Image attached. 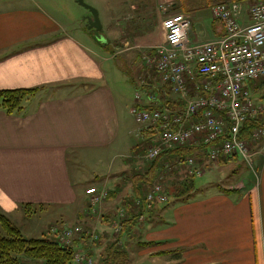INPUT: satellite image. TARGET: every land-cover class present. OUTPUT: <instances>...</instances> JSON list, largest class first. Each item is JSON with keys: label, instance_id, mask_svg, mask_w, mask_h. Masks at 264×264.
<instances>
[{"label": "crops", "instance_id": "crops-1", "mask_svg": "<svg viewBox=\"0 0 264 264\" xmlns=\"http://www.w3.org/2000/svg\"><path fill=\"white\" fill-rule=\"evenodd\" d=\"M92 1L96 4L103 0ZM105 1L108 7L102 30L106 29L108 35H141L140 22H147L151 16L157 22L146 30L145 35H157V38L150 36L148 44L130 47L131 42L126 39L120 50L116 39L113 45L110 40L105 46L101 45L106 49L111 46L114 57L136 51V58L141 62L143 51L165 43L162 23L170 16L190 19L192 43L224 36V29L212 12L217 1L210 6L209 18L202 15L204 4L196 0ZM251 1L254 0H238L241 20L245 22H249L247 12ZM14 5L9 1L0 6V90L39 91L14 115L0 109V212L13 223L19 218L31 224L32 218L27 216H32L34 209L60 208L61 222L72 228L82 224L84 229L100 236L97 243L81 240L75 243L76 250L87 249L94 264H105L108 245L113 243L126 250L130 259L131 253L138 254L142 249L151 257L169 258L173 264H264V142L254 146L251 152L255 159L251 165L254 170L243 174L239 180L230 174L226 185H219L225 174L223 168L243 158L232 156L211 161L210 145L199 141L192 144L197 147L196 156L187 158L180 167L171 162L164 164L150 188L141 180L135 182L133 177L145 174L151 160L147 159L146 151L143 157L135 156L141 149H137L140 144L136 142L129 147L131 136H140L142 145H147L146 150L152 136L146 131L140 132L139 128H128L126 114L132 115L133 107H122L118 103L103 71V56L90 46L91 37L81 25L82 18L68 22L46 13L42 4L21 9H14ZM8 6L13 8H4ZM112 9H119L121 18H115ZM123 21H132L131 33L124 34L120 26ZM86 27L90 30L87 24ZM144 79L142 87L146 94L148 88L155 87L147 75ZM148 101L141 102L140 106L153 109L155 105ZM159 102L164 105L160 99ZM182 109L183 105L165 110ZM127 151L130 161L108 165L107 175L98 174L99 152L120 156ZM79 153L96 163V173L85 193L75 185L69 168L70 154ZM207 158L216 162L213 167ZM189 160H193V164H189ZM141 162L143 164L139 165ZM102 164L104 166L105 162ZM178 171L183 177L211 173V178L205 186L196 187L190 200L171 202L167 193L172 184L179 182L174 180ZM130 183L132 186L126 191L123 184L129 187ZM162 183L167 186L169 199L164 206H173L171 211L154 210L150 208L153 204L147 202L154 187ZM91 187L110 193L98 214L88 213L87 190ZM136 188L149 206H144L135 196ZM129 213L130 219L135 214L140 215L133 222V229L129 228L128 235L122 238ZM122 216L124 221H121ZM116 222H121L118 235L114 230ZM142 224L145 226L141 228ZM146 242L163 244L150 248L140 245ZM162 251L169 253L155 254Z\"/></svg>", "mask_w": 264, "mask_h": 264}, {"label": "built area", "instance_id": "built-area-1", "mask_svg": "<svg viewBox=\"0 0 264 264\" xmlns=\"http://www.w3.org/2000/svg\"><path fill=\"white\" fill-rule=\"evenodd\" d=\"M241 11L239 4L214 6V18L221 23L224 36L203 43L190 41L188 17L170 16L162 23L165 43L143 51L146 67L155 71L159 81L183 104L180 111H167L160 108L159 97L152 95L149 102L155 105L153 109L142 108L143 101L133 107L131 113L139 131H150L153 137L145 149L147 159L155 160L164 150L199 141L210 145L211 161L232 156L249 161L252 147L264 142V126L256 127L249 138H241L247 121L264 123V100L255 102L257 87L251 91L247 87L249 81H264V2H250L249 22L241 20ZM87 194L88 213L98 214L100 205L109 198L108 191L93 187ZM168 201L161 185L155 186L147 196L150 204ZM114 230L116 235L120 233L121 222L114 224ZM50 234L64 247L73 246L72 242L80 238L90 244L100 239L98 233L84 227L66 225L52 226ZM73 264H94V260L79 248Z\"/></svg>", "mask_w": 264, "mask_h": 264}, {"label": "rangeland", "instance_id": "rangeland-1", "mask_svg": "<svg viewBox=\"0 0 264 264\" xmlns=\"http://www.w3.org/2000/svg\"><path fill=\"white\" fill-rule=\"evenodd\" d=\"M9 1L15 3L14 9L15 8L21 9V8H27V7L29 8V7H32L33 5L42 4V6H44V8L46 9V13H50L52 15L54 14L53 16H55L56 18L58 17V19L60 16L65 20L67 19L68 22H73L74 20L78 18L79 19L82 18L81 25H84L83 27H85L88 35H90L91 37L90 46L92 48L98 49L99 54L103 56L104 60L101 63H103L104 65L103 71L105 72L107 76V82L109 86L111 87V89L113 90V92L115 93L118 103L122 107L124 106V107L131 109L132 107L137 106V103H140V101H148L152 95H157L161 103H165V101L171 100V101H177L179 104L178 107L183 105L179 97L175 93H173L169 87L164 86L159 81V78L156 77L157 74L155 73V71L146 67L143 59H141V62H140V60L136 58V54L138 52L131 51L125 54H121L120 56L114 57L113 56L114 52H112L113 49L111 46L109 47L110 49H106L105 47L102 48V46H105L107 44L106 42L109 40L112 42V45H113L116 39H117L116 46L120 50H122V48L124 47L126 39H129L131 42L130 47H134L133 46L134 44L136 45L137 44H140V45L148 44L150 42V36L157 38V35H145L146 30L151 28V25L157 23L156 18H154L153 16H151L147 22L139 23L138 29L141 30V35H108L109 33H107L106 29H103L100 32L96 30L87 29L86 27L87 22L85 23L84 19L88 17L89 15H91V12L84 6H81L79 3H77L76 0H53V1L52 0H0V2H3V3H7ZM196 1L204 4L203 9L201 10L202 15L207 16L209 18L210 17V6L214 5V3L218 0H196ZM230 1L228 2L229 4H233V5L238 4V0H233L232 2ZM262 1L264 2V0ZM3 3H0V6H2ZM85 3L90 6H92L93 4L95 7L94 6L92 7L98 10V12L100 11L99 13L100 20L103 25L106 22L105 9H107L108 7V2L103 0L95 4L92 0H85ZM4 8H13V7L8 6ZM80 11L83 13H80ZM112 14L115 18H121L122 16L121 11L119 9H114L112 11ZM81 25H78V26H81ZM120 26L124 28L125 30L124 34H127V33H131L133 23L132 21H129V22L123 21L120 24ZM130 47L126 49H130ZM146 75L150 78L149 80L151 81V84L155 87V89L148 88V92L145 94L144 88L142 87V83L143 81L146 80L144 79ZM262 81L263 80H255V81H249L247 83V87L250 91L253 90V88L255 87L258 88V90L255 89V95H254L255 98H257V99H254V101L257 103L261 100L259 98H261V96L264 95V86H262L263 85ZM162 96L166 97L167 99L162 98ZM160 108L164 109V105L160 104ZM126 116L128 117V128H130L131 130L138 129L139 126L135 122L134 117L128 113L126 114ZM131 139L132 141L129 144V147H131L135 142L137 145L140 144L137 147V149H141L140 150L141 152L138 153L139 155L136 154L135 156L137 158L143 157L145 155L144 149L145 147H147V145L146 146L142 145V142L140 141V136H138L137 134L131 136ZM257 144L258 143H256V145ZM254 146L252 147V150ZM252 150L250 151V153L252 152ZM97 160H98V163H97L98 174L107 175L109 173V169L107 168L108 165L109 166L114 165V164L116 165L120 161H124L126 163L127 161H130L129 151L121 154L120 156H117L114 153H111L109 155L107 152H104V153L99 152V156ZM207 161L210 163V165H212V167L216 163V162H211L209 159ZM207 161H204L205 164L207 163ZM104 162H105V165L103 166L102 163ZM254 162H255V159L253 156H251L249 161L245 162L243 159H240V161L237 163H232L230 165L225 166L223 168V172L225 173L223 176V181L220 182L219 185H226L227 181L230 180L231 178L230 174H232V176L236 177L238 180L242 178L243 174L246 173L248 175L249 173L252 172V170H254V168L252 169L251 167V165L254 164ZM95 164L96 163L90 162L89 158L85 156L84 154H81V153L76 154V155L70 154L69 168L72 173V179L75 185L78 186V188H80V192L83 190V192L85 193L86 188L92 183L91 177L96 173ZM142 164L143 162L139 163V165H142ZM129 172H131V170H129ZM234 173L236 174L234 175ZM210 175L211 173H207L201 177H198V176L195 177L194 178L195 187L200 188V187L205 186L204 184L207 183L208 180L211 178ZM123 186L126 187V191H129V188H131L132 185L130 183L129 187H127V185H124V184ZM162 186L164 189L167 188L165 183L164 184L162 183ZM112 187H113V182L110 183V189H112ZM170 200L172 202L174 201V198L171 197ZM164 205L165 204H160V203L155 202L153 203V205L150 206V208L152 207L154 210L160 208V209L169 210V211L173 209V206H164ZM60 212H61L60 208H57V207L46 208V210H41V209L35 210L34 209L32 216L31 215L27 216L28 218H32L31 224L27 222L24 223L25 220L24 219L20 220L19 218H16V223L14 224L18 226L20 230L23 232V234L29 238H41L44 234H46L44 236L48 237L49 239H52L53 241L59 242L56 236L50 235L51 227L54 225H61V226L66 225L68 227H72L68 223L66 222L64 223L60 221V217H59ZM125 218H126V214H125ZM125 218L122 221H124ZM146 223L148 224V222ZM143 226H145V224H142L141 228ZM75 227L85 228V226H83L82 224L76 225ZM48 228L50 229L47 234ZM78 240L83 241L81 238ZM75 243L76 241L72 242V245L74 247H75ZM79 248L82 249V251L88 252L87 249H85L84 247L83 248L79 247ZM141 253L145 255H142ZM148 253L149 252H147V250H142V249L138 251V254L131 253L130 254L131 259H132V260L130 259L131 263L132 264H173V262L169 258L161 257V256L151 257L150 254ZM19 259L22 264H27L29 261L32 263H36V264L43 263L42 261L31 260L25 257L24 255H19Z\"/></svg>", "mask_w": 264, "mask_h": 264}, {"label": "trees", "instance_id": "trees-1", "mask_svg": "<svg viewBox=\"0 0 264 264\" xmlns=\"http://www.w3.org/2000/svg\"><path fill=\"white\" fill-rule=\"evenodd\" d=\"M230 0H218L216 5L229 4ZM231 0L230 2H232ZM262 1V0H257ZM264 86V83L263 85ZM258 90V88H257ZM39 89H26V90H0V109L5 111L7 115H14L24 108V104L32 97L36 95ZM167 99L166 97H163ZM261 100H264V95L261 96ZM177 101H165L164 108L173 110L178 107ZM264 126L263 122L256 123L254 121H247L241 132V138H248L252 131L258 127ZM151 136V132L148 131ZM148 134V135H149ZM153 137L150 139L152 142ZM150 146V145H149ZM207 147V146H206ZM204 147H201L203 149ZM145 151V149H144ZM197 147H173L171 149L164 150L161 155L155 160H151L148 164V169L145 174L136 175L133 177L135 182L142 181L149 188L155 183L157 176L164 164L169 162L177 164L178 167L182 166L189 157L196 156ZM220 162V161H219ZM181 171L175 173L177 176L174 180L179 182L171 185L167 194L178 201L183 199L185 202L190 200L191 193L196 190L194 178L195 176L183 177L180 174ZM136 185V184H135ZM225 192V191H224ZM135 196L139 197L143 201L144 206H149L145 201L146 198L140 194L139 191L135 192ZM189 196V198H185ZM138 215L130 219L131 213L128 214L127 220L124 222L123 236L128 235L129 228L132 230L133 222L138 219ZM128 230V231H127ZM163 243L146 242L140 245L144 247H154L155 245H162ZM75 247H64L58 241H53L46 236L41 238H29L23 234L18 226H16L6 215L0 212V264H22L19 255H24L31 260L42 261V264H72L74 262ZM169 252H159L156 255H164ZM105 264H132L130 256L126 250L117 246V243L109 244L106 252Z\"/></svg>", "mask_w": 264, "mask_h": 264}, {"label": "water", "instance_id": "water-1", "mask_svg": "<svg viewBox=\"0 0 264 264\" xmlns=\"http://www.w3.org/2000/svg\"><path fill=\"white\" fill-rule=\"evenodd\" d=\"M77 2L87 8L91 12V16L86 18L88 28L90 30L102 31V23L100 21V16L98 10L93 8L92 6L85 3L84 0H77Z\"/></svg>", "mask_w": 264, "mask_h": 264}]
</instances>
